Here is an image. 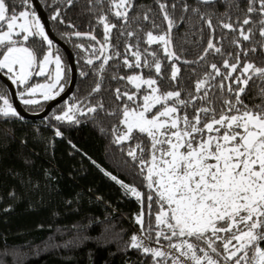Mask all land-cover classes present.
<instances>
[{
    "label": "snow or ice",
    "instance_id": "1",
    "mask_svg": "<svg viewBox=\"0 0 264 264\" xmlns=\"http://www.w3.org/2000/svg\"><path fill=\"white\" fill-rule=\"evenodd\" d=\"M73 2L66 0L69 7ZM217 2L235 7L242 17L233 19L226 11L214 24L198 6L187 0L180 5L182 12L199 15L209 30L196 60L184 58L174 46L173 32L184 21L177 20V3L169 0H157L163 27L151 17V9L142 17H130L136 0H108L109 13L119 26L105 13L98 17L102 41L94 30L71 33L95 42L76 45L84 53L83 62L94 66L96 83L89 96L104 88L110 61H120L129 71L120 75V65L112 66L117 72L111 79L124 82L123 89H114L115 107L106 108L103 98L95 104L81 100L67 104L54 119L78 125L80 116L118 115V124L111 129L101 125L100 131L111 135L113 144L126 145L120 150L137 164L147 195L101 171L138 202L134 222L140 231L130 236L125 251L150 257L149 264H264V66L244 59L264 51V0H244V9L239 0H197V5ZM20 3L18 9L11 0H0V73L24 86L19 99L30 106L61 96L68 69L31 0ZM51 18L64 23L60 10ZM140 20L149 21L151 28L145 31ZM114 29L125 40L123 54L112 43ZM218 29L233 33L228 44L235 51L225 49L227 35L218 37ZM257 34L260 40H254ZM36 38L46 50L30 45ZM210 55L223 59L209 62ZM197 64L203 67L198 76L182 74V65ZM189 71L194 74L196 69ZM88 75L80 72L81 77ZM33 76L46 82L31 83ZM250 83L261 101L251 106L243 99ZM0 117L24 119L3 93ZM55 135L64 134L57 128Z\"/></svg>",
    "mask_w": 264,
    "mask_h": 264
},
{
    "label": "trees",
    "instance_id": "2",
    "mask_svg": "<svg viewBox=\"0 0 264 264\" xmlns=\"http://www.w3.org/2000/svg\"><path fill=\"white\" fill-rule=\"evenodd\" d=\"M40 2L49 16L55 35L75 55L78 79L71 96L56 105L44 119L0 117V264H149L150 257H143L136 250L125 251L130 236L134 234V226H138L134 222L135 215L140 211L138 202L130 195H125L120 185L101 171L104 169L112 173L147 195L146 182L137 164L126 152L120 150L126 145L113 144L112 136L100 131L101 125L111 129L118 124V115L97 113L94 119L80 116L81 122L78 125L54 119L69 103L81 100L88 103L90 100L95 104L100 98H103L106 108H113L118 103L114 89H123L124 82L111 79V75L117 72L112 66L120 65V75H127L129 70L120 61H110L104 88L100 93L89 96L96 83V76L91 70L94 66L83 62L84 53L76 45L82 43L87 46L95 42L75 37L71 33L94 30L97 39L102 41L103 29L98 24V17L107 13L113 23L119 26L121 22L109 13L108 0H103V3L98 0H74L70 7L66 0ZM169 2L177 3L174 15L178 21L181 18L184 21L173 32L174 46L184 58L196 60L206 46L209 30L199 15L191 10L182 12L180 5L184 0ZM225 2L229 3L230 0ZM239 2L240 8L244 9V0ZM11 3L18 9L22 7L20 0H11ZM187 3L198 6L202 13L211 16L214 24L224 18L226 11L233 19L237 15L242 17L240 10L235 7L225 8L219 2L197 5V0H187ZM149 9L152 10L151 17L163 27L157 0H136L130 17H142ZM56 10L61 11L64 23L51 18ZM139 23L145 31L151 28L149 21L140 20ZM69 24L75 27H69ZM133 27H136L135 23ZM222 32L227 35L223 41L225 49L235 51L228 44L233 33L218 29L216 35L219 37ZM260 39L258 34L254 37V40ZM29 43L37 51L46 50L47 47L39 38ZM112 43L118 45L123 54L125 40L115 29ZM244 44L248 46V42ZM54 46L68 69L67 89L71 81L70 64L63 49L55 43ZM222 59V56L208 57L209 62L218 64ZM244 59H251L258 66H264V51L258 49L254 55L249 53ZM96 63L99 64V61ZM181 67L185 76L195 77L203 71L201 64ZM192 67L196 69L194 74L189 71ZM81 71L89 75L81 77ZM30 82L44 83L46 79L33 76ZM16 87L19 92L24 86ZM249 89L243 97L245 102L250 106L260 103L257 89L251 83ZM8 92L6 85L0 81V93L10 95ZM48 103L41 101L37 105H24V108L32 113H40ZM57 128L63 132V137L55 135ZM144 144L147 147V139Z\"/></svg>",
    "mask_w": 264,
    "mask_h": 264
},
{
    "label": "water",
    "instance_id": "3",
    "mask_svg": "<svg viewBox=\"0 0 264 264\" xmlns=\"http://www.w3.org/2000/svg\"><path fill=\"white\" fill-rule=\"evenodd\" d=\"M32 4L37 10L38 15L41 17L42 23L45 24L46 31L49 34V38L53 40V42L61 47L63 51L65 52L70 68H71V81L68 86V88L65 90L64 93L61 94V96L57 97L53 101H49L45 109L40 113H32L27 111L22 103L19 100L18 94H17V88L12 82L3 74L0 73V81H2L6 87L8 88L9 92L11 93L12 97V103L17 108V111L20 112L21 116L24 117V119L27 120H36V119H44L48 116V114L53 110V108L60 104L61 102L67 100L71 94L74 91L77 79H78V68L76 64V59L73 51L69 48V46L63 42L59 37H57L51 27L49 16L47 15L43 5L41 4L40 0H32Z\"/></svg>",
    "mask_w": 264,
    "mask_h": 264
},
{
    "label": "built area",
    "instance_id": "4",
    "mask_svg": "<svg viewBox=\"0 0 264 264\" xmlns=\"http://www.w3.org/2000/svg\"><path fill=\"white\" fill-rule=\"evenodd\" d=\"M140 231L138 226H134V234H138Z\"/></svg>",
    "mask_w": 264,
    "mask_h": 264
},
{
    "label": "flooded vegetation",
    "instance_id": "5",
    "mask_svg": "<svg viewBox=\"0 0 264 264\" xmlns=\"http://www.w3.org/2000/svg\"><path fill=\"white\" fill-rule=\"evenodd\" d=\"M15 86H17V85H15ZM17 88V87H16ZM65 90H66V88H65ZM8 93H10V92H8ZM17 94H19V92H18V90H17ZM8 97L11 99V101H12V97H11V93H10V95H8ZM18 97H19V95H18ZM20 100V99H19ZM20 102L22 103V101L20 100ZM22 105H23V103H22ZM24 106V105H23Z\"/></svg>",
    "mask_w": 264,
    "mask_h": 264
},
{
    "label": "rangeland",
    "instance_id": "6",
    "mask_svg": "<svg viewBox=\"0 0 264 264\" xmlns=\"http://www.w3.org/2000/svg\"><path fill=\"white\" fill-rule=\"evenodd\" d=\"M35 11L37 12V10L35 9ZM38 14V13H37ZM42 22V21H41ZM55 49H57V48H55ZM54 49V50H55ZM60 54V53H59ZM62 57V56H61ZM63 59V58H62ZM64 61V60H63ZM40 83H42V82H40ZM37 99H40V97H37ZM42 101V100H41ZM134 198V197H133Z\"/></svg>",
    "mask_w": 264,
    "mask_h": 264
}]
</instances>
